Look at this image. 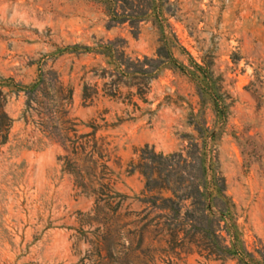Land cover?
Returning <instances> with one entry per match:
<instances>
[{"label":"rangeland","instance_id":"obj_1","mask_svg":"<svg viewBox=\"0 0 264 264\" xmlns=\"http://www.w3.org/2000/svg\"><path fill=\"white\" fill-rule=\"evenodd\" d=\"M107 41L160 64L141 95L129 78L106 95L102 70L114 67L96 49ZM0 83L13 119L0 147V264H166L162 235L137 232L149 205L144 176L131 170L139 156L153 178L182 188L205 184L204 167L211 192L220 186L234 204L239 240L263 247L264 0H0ZM91 132L105 154L101 182L116 193L108 199L100 166L75 156L95 174L80 185L62 158L61 139ZM159 191L172 195L147 196ZM193 250L174 261L237 264Z\"/></svg>","mask_w":264,"mask_h":264},{"label":"trees","instance_id":"obj_2","mask_svg":"<svg viewBox=\"0 0 264 264\" xmlns=\"http://www.w3.org/2000/svg\"><path fill=\"white\" fill-rule=\"evenodd\" d=\"M135 1L131 0V2ZM113 15L121 19L133 17L129 13L126 15H118L117 12H113ZM120 41L123 40L120 39ZM116 43L117 41H107L99 45L100 48L96 49L99 54L109 58L114 67L111 70H102L103 75L107 74L111 77L106 95L113 97L120 95L119 84L123 78H129L133 81L131 85L137 88L135 94L141 95L143 88L146 87L147 80L155 76L160 64L147 57H144L143 60H139L138 58L132 60L126 56L122 46ZM167 47L168 42L166 40L162 48H165L167 51ZM71 48L76 50L81 48V46L75 44ZM83 48L86 50L91 49L88 46H83ZM41 81L42 78L33 83L29 88H26V109L30 107L29 105L33 97L32 93L39 90L38 87ZM95 94H97L96 90L88 92L87 86H83L82 99L84 101L93 100ZM130 95L132 96V94ZM6 103L7 94L3 91V85L0 83V147L7 141L13 122V119L5 110ZM26 109L24 112H26ZM67 123H70V121L67 120ZM70 125L72 126L70 129L75 131L73 129L74 124L70 123ZM91 127L96 128V126ZM60 142L67 152L62 157L65 160V165L74 167L71 171L79 178L80 185L84 184L83 181L85 179H88L90 182L92 179L91 175L94 177L95 174L87 171L83 172L77 165L74 157L79 154L87 157L93 164V168L101 167L102 176L99 177V181L97 182L98 190L102 191L100 196L108 199L116 194L110 190L109 182H101L102 180L108 179L104 171L107 169V166L104 162H99V160L105 157V154H103L102 145H98V141L94 137V132L79 135L74 133L72 137L65 136ZM139 158L138 163L132 165L131 170L139 169L140 173L144 176L145 185L142 191V200L149 205L141 211L144 215L138 222L142 223L144 221V223L137 232L143 233L149 226H153L154 231L162 235V239L167 244V248L162 249L164 263L177 264L174 259L181 260L182 253L190 254L195 252L193 247L197 249V253L201 255L205 253L204 256L212 260L223 261L231 258L236 260L237 264H262L264 262V245L261 248H255L253 251H249L243 241L239 240L237 225L233 218L234 204L226 199L223 188L220 186L214 189V194L211 192V181L206 179V169L204 167L202 168V177L204 176L205 184L201 185L196 182L198 180L195 177L188 181V185L182 188V183L178 185L175 184L177 182L173 184L163 180L159 182L161 177L160 172L156 178H153L145 170L144 158L142 156H139ZM157 188L160 190H168L172 195L162 197L161 191H159L156 195L152 194L147 196V193H151ZM178 188L182 189L180 195L177 194ZM186 199H190V203L187 205L183 202ZM215 199L217 202H215ZM156 210L160 212L149 218ZM221 222H223L222 225ZM222 232H224V235Z\"/></svg>","mask_w":264,"mask_h":264}]
</instances>
